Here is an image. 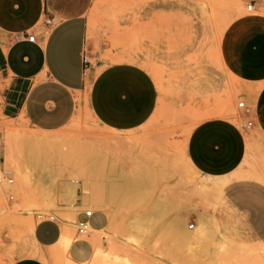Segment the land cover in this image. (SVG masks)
I'll return each mask as SVG.
<instances>
[{
  "label": "rangeland",
  "instance_id": "1",
  "mask_svg": "<svg viewBox=\"0 0 264 264\" xmlns=\"http://www.w3.org/2000/svg\"><path fill=\"white\" fill-rule=\"evenodd\" d=\"M248 3L93 0L88 59L107 63L136 56L160 90L156 113L135 129L104 125L87 99L60 129L30 125L21 109L23 92L5 72L0 54V159L13 177L10 184L0 180V264L23 256L19 250L37 241L36 216L57 218L81 208H103L110 216V232L103 236L113 244L110 250L98 245L94 259L100 254L149 264H264V219L234 206L227 182L197 170L187 149L191 128L211 114L212 101L218 114L238 124V102L249 105L245 93L254 85L229 67L221 51L222 35L237 15L242 14L232 23L234 36L226 42L237 43L248 29L263 27L249 17ZM152 4L155 21L148 17ZM19 32L10 30L9 41ZM35 136H49L41 145L47 150L30 161L21 137ZM203 221L208 229L197 231ZM69 232L64 225L62 237Z\"/></svg>",
  "mask_w": 264,
  "mask_h": 264
},
{
  "label": "crops",
  "instance_id": "2",
  "mask_svg": "<svg viewBox=\"0 0 264 264\" xmlns=\"http://www.w3.org/2000/svg\"><path fill=\"white\" fill-rule=\"evenodd\" d=\"M248 2L254 9H264V0ZM92 4L93 0H0L4 70L23 92L25 119L40 130L64 127L85 99L100 122L118 130L135 129L156 113L160 90L154 75L136 56L122 55L118 61L107 63L99 57L95 62H84V54L88 57L92 50L88 31ZM152 5L148 17L155 21L156 7ZM249 17L261 21L263 27L248 29L239 42L229 43L226 38L234 36V18L221 41L226 63L254 85L245 93L249 105L245 102L246 106L240 107L243 110L238 111V124L228 114H218L212 101L207 110L211 114L191 128L187 149L197 170L227 182L226 191L234 206L264 219V13L252 10ZM12 29L20 32L9 41ZM28 33L36 34L34 41L27 38ZM130 56L135 60L125 59ZM250 121L252 124H248ZM83 204L84 200H77L78 206ZM36 217L33 233L46 253L61 240L64 225L74 236L67 256L76 263L91 264L98 245L110 250L113 244L103 236L110 232V216L103 208H95L91 215L81 208L66 210L57 218ZM78 220L89 222L91 230L86 236L74 231ZM19 263L48 264L37 255L19 256L10 264Z\"/></svg>",
  "mask_w": 264,
  "mask_h": 264
},
{
  "label": "bare ground",
  "instance_id": "3",
  "mask_svg": "<svg viewBox=\"0 0 264 264\" xmlns=\"http://www.w3.org/2000/svg\"><path fill=\"white\" fill-rule=\"evenodd\" d=\"M251 12V11H250ZM130 59V58H129ZM224 114V113H223ZM237 121V120H236ZM99 122V121H98ZM19 126V125H18ZM11 129V128H10ZM9 129V130H10ZM24 132V131H23ZM30 134V133H29ZM46 135V134H45ZM29 136V135H28ZM40 137V136H39ZM42 137V136H41ZM46 137V136H45ZM47 138V137H46ZM49 138V136H48ZM47 138V139H48ZM22 139V145L23 147H25L27 154H28V158L31 161L37 160V158H40L41 152L47 150L45 148H43V146H41L44 142H48L47 139L45 138H38V137H21ZM68 139V138H67ZM47 140V141H46ZM54 141V140H53ZM51 143V147H55L56 143ZM117 143V142H116ZM62 144V142H61ZM45 145V143H44ZM69 145V144H68ZM59 146V145H58ZM118 147V146H117ZM54 150V149H53ZM53 152V151H52ZM54 153V152H53ZM53 156V155H52ZM55 156V155H54ZM37 163V162H36ZM37 165V164H35ZM220 181H223L220 180ZM219 181V183H220ZM225 181V180H224ZM217 183V182H216ZM226 184V183H225ZM206 186V185H205ZM224 186V185H223ZM209 222L207 221H203L202 223H200L201 227L197 229V231H202L204 229H208ZM204 228V229H203ZM71 232V231H70ZM201 233V232H200ZM203 233V232H202ZM75 234V233H74ZM67 235V234H66ZM63 236L61 237L60 241L55 244L54 246H52L48 253H46L45 251H43L39 245V243L37 241H34L32 244L26 245L24 247L21 248V250H19L21 252L22 255H37L40 258H42L44 261H46L48 264H79L76 263L74 261H72L68 256H67V248L71 242V239H73V237L69 236V234L67 236ZM72 245V244H71ZM72 247V246H71ZM245 251V250H244ZM248 251V250H246ZM252 251V250H251ZM257 252H259L256 249ZM72 252V251H71ZM255 252V250H254ZM249 253V252H248ZM252 253V252H250ZM249 253V256H251V254ZM260 253V252H259ZM256 256V253H254ZM98 256L100 254H97ZM91 262V264H149L147 262L141 261L143 259H131L128 257H122V256H117L115 259H108V258H101V257H97ZM248 256V258H249ZM72 257V256H71ZM95 257V256H94ZM247 257V256H246ZM76 258V257H75ZM256 258V257H255ZM260 258V257H259ZM28 259V258H27ZM75 260V259H74ZM254 260V258H253ZM257 259H255L256 261ZM28 261V260H27ZM248 261V260H247ZM36 262V261H35ZM20 264V263H19ZM86 264V263H84Z\"/></svg>",
  "mask_w": 264,
  "mask_h": 264
},
{
  "label": "built area",
  "instance_id": "4",
  "mask_svg": "<svg viewBox=\"0 0 264 264\" xmlns=\"http://www.w3.org/2000/svg\"><path fill=\"white\" fill-rule=\"evenodd\" d=\"M246 8L248 11H252L254 9V4L252 2H250L246 5ZM35 36H36V34L28 33L27 38L29 40L34 41ZM83 59H84L85 63H90V60L88 59L86 54H84ZM238 106L239 107H245L246 106L245 100H240L238 102ZM248 124H252V122L250 121V122H248ZM0 180L5 181L7 184H10L13 182V177L8 172H5L3 170L1 159H0ZM85 212L87 215H91L93 212V209H85ZM38 217H41V215H38ZM49 217L53 218L54 216H49ZM75 225H76V233L80 237L86 236L89 233V231L91 230L90 224L87 220H78V221H76ZM193 226H194V224L191 225V227H193Z\"/></svg>",
  "mask_w": 264,
  "mask_h": 264
}]
</instances>
